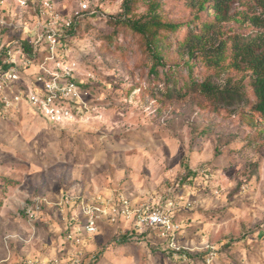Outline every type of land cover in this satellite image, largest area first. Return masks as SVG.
<instances>
[{
    "label": "rangeland",
    "instance_id": "374dc122",
    "mask_svg": "<svg viewBox=\"0 0 264 264\" xmlns=\"http://www.w3.org/2000/svg\"><path fill=\"white\" fill-rule=\"evenodd\" d=\"M50 1L62 17L87 5L65 34L92 115L59 127L26 107L0 114V264H69L75 250L87 264H208L210 246V264H264V122L250 110L249 73L208 68L203 45L188 52L187 25L195 32L206 11L189 0H131L128 10L125 0ZM262 2L232 0L210 40L251 32ZM38 7L28 0L19 23ZM152 16L176 25L156 28L161 65L128 24ZM207 78L242 97L215 105L194 91ZM106 189L135 204L169 201L179 255L157 231L132 234L123 222L101 224L79 246L67 241L70 205Z\"/></svg>",
    "mask_w": 264,
    "mask_h": 264
},
{
    "label": "built area",
    "instance_id": "2783aa9c",
    "mask_svg": "<svg viewBox=\"0 0 264 264\" xmlns=\"http://www.w3.org/2000/svg\"><path fill=\"white\" fill-rule=\"evenodd\" d=\"M8 1L0 0V114L26 107L59 127L87 121L91 108L83 101L87 93L75 78L77 62L71 56L65 34L73 27L74 17L86 11L87 5L81 4L72 16L62 17L54 12L50 0H39L35 17L21 24L22 9L28 0H15L18 10L14 11ZM65 199L67 204L72 203V199ZM35 209L28 206L26 213L32 216ZM69 210L65 238L76 246L83 236L95 235L101 224L123 222L134 233L157 231L171 254L181 252L182 246L177 242L180 227L173 221L169 201L164 206L135 204L120 190L106 189L73 201ZM208 249L206 262L210 264L215 252L213 246ZM72 254L69 264H87L80 263L82 251Z\"/></svg>",
    "mask_w": 264,
    "mask_h": 264
},
{
    "label": "trees",
    "instance_id": "16d2710c",
    "mask_svg": "<svg viewBox=\"0 0 264 264\" xmlns=\"http://www.w3.org/2000/svg\"><path fill=\"white\" fill-rule=\"evenodd\" d=\"M192 8H197L198 12L206 11L208 18L196 25L195 32L187 25L188 46L190 52L193 47L204 46L198 51L200 59L208 68L218 69L226 63L235 72L249 73V84L253 95V102L250 110L257 114L264 122V2L259 3L261 12L248 17L253 30L248 33H233L228 38L222 40H210V31L219 24L230 18L229 8L232 0H189ZM131 0L124 1V10H128ZM211 16V17H210ZM129 26L141 34L146 41L150 57L154 60V65H161L162 56L158 51V35L156 28L165 26L176 28V25L161 24L154 16L141 21L128 20ZM157 26L152 29V26ZM26 47V45H25ZM30 53L29 48L26 49ZM192 55V54H190ZM193 57V55L191 56ZM190 61H187V64ZM194 91L204 95L209 101L218 106L228 107L236 100L240 99L241 91L237 85L220 87L204 79L194 85ZM131 233L134 232L130 229ZM149 230L143 231V233ZM151 233H154L150 231ZM126 240V235L122 236V241ZM94 258V257H93Z\"/></svg>",
    "mask_w": 264,
    "mask_h": 264
}]
</instances>
